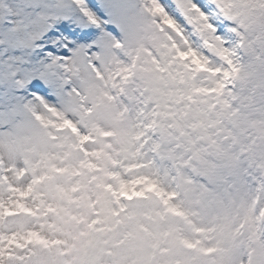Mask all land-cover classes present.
Instances as JSON below:
<instances>
[{"label":"snow or ice","instance_id":"1","mask_svg":"<svg viewBox=\"0 0 264 264\" xmlns=\"http://www.w3.org/2000/svg\"><path fill=\"white\" fill-rule=\"evenodd\" d=\"M0 264H264V0H0Z\"/></svg>","mask_w":264,"mask_h":264}]
</instances>
